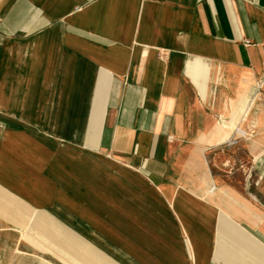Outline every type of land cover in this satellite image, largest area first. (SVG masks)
<instances>
[{"label": "crops", "instance_id": "0c3cea01", "mask_svg": "<svg viewBox=\"0 0 264 264\" xmlns=\"http://www.w3.org/2000/svg\"><path fill=\"white\" fill-rule=\"evenodd\" d=\"M0 231L53 264H264V0H2Z\"/></svg>", "mask_w": 264, "mask_h": 264}, {"label": "rangeland", "instance_id": "374dc122", "mask_svg": "<svg viewBox=\"0 0 264 264\" xmlns=\"http://www.w3.org/2000/svg\"><path fill=\"white\" fill-rule=\"evenodd\" d=\"M2 0H0V3ZM0 264H53L38 256L12 231H0Z\"/></svg>", "mask_w": 264, "mask_h": 264}, {"label": "built area", "instance_id": "2783aa9c", "mask_svg": "<svg viewBox=\"0 0 264 264\" xmlns=\"http://www.w3.org/2000/svg\"><path fill=\"white\" fill-rule=\"evenodd\" d=\"M236 132H238V133H240V134L243 133L239 128H237ZM233 142H235V139H231V140L229 141V143H233Z\"/></svg>", "mask_w": 264, "mask_h": 264}]
</instances>
